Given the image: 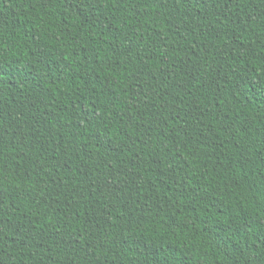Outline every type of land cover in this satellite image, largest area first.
<instances>
[{
	"label": "trees",
	"instance_id": "obj_1",
	"mask_svg": "<svg viewBox=\"0 0 264 264\" xmlns=\"http://www.w3.org/2000/svg\"><path fill=\"white\" fill-rule=\"evenodd\" d=\"M0 264H264V0H0Z\"/></svg>",
	"mask_w": 264,
	"mask_h": 264
}]
</instances>
